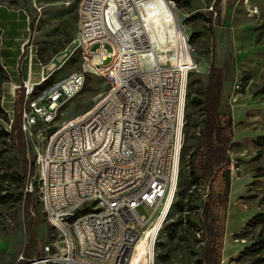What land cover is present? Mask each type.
<instances>
[{
    "label": "rangeland",
    "instance_id": "rangeland-1",
    "mask_svg": "<svg viewBox=\"0 0 264 264\" xmlns=\"http://www.w3.org/2000/svg\"><path fill=\"white\" fill-rule=\"evenodd\" d=\"M81 1L0 0V10L24 12L28 18L26 25L19 19L20 14L2 10V63L23 75H27L31 65L39 94L75 73H83L86 78L80 94L60 109L51 133L58 124L95 108L110 88L103 73L86 58L80 46L84 39L78 41ZM176 4L198 69L188 80L177 192L157 238L155 264H205L201 205L214 185L208 179L197 184L191 180L190 162L198 154V137L204 121L202 110L191 100L207 86L212 67L224 71L221 112L230 109L234 133L227 151L229 164L222 172L225 175L218 176L228 197L222 264H262L264 251L257 255L246 250L259 234L264 235V221L251 222L264 213V177L254 176L256 169L264 168V141H259L264 137V0H192L190 5L181 0ZM211 7L214 9L210 13ZM107 51L112 50L108 47ZM112 62L113 57H109L99 67ZM42 76L47 79H41ZM9 81L0 86V106L10 119L21 113V128L25 98L23 104L18 103L22 91L17 89L10 97ZM4 126L7 123L0 120V129ZM186 128L190 129L189 136ZM7 132L9 136L0 139V264H25L43 259L44 247L59 237L40 201L37 137L34 134L30 138L22 131L23 144L11 127H7ZM30 184H36L38 190L29 193ZM138 212L146 217L152 214L147 206L140 207ZM135 251L138 252L134 256L142 255L141 249ZM22 257L26 261H21Z\"/></svg>",
    "mask_w": 264,
    "mask_h": 264
},
{
    "label": "built area",
    "instance_id": "built-area-1",
    "mask_svg": "<svg viewBox=\"0 0 264 264\" xmlns=\"http://www.w3.org/2000/svg\"><path fill=\"white\" fill-rule=\"evenodd\" d=\"M110 5H117L116 14L101 20V7H108L109 12ZM159 10H169L170 18H155ZM124 16H131L132 25H124ZM141 21H148V29H141ZM79 22V43L94 38V46L84 54L96 70H103L110 86L98 108L58 124L51 133L60 109L83 90V73L40 94L36 82L29 79L15 88L22 91L26 102L21 129L26 136L37 137L40 201L59 237L44 247L43 259L25 264H140V259L155 264L148 261V253H155L175 201L180 174L176 161H182L185 130L180 119L186 118L188 80L198 63L190 43H184L186 26L175 0H131L128 7H120V0H82ZM135 32H144L141 46L132 45ZM152 45L166 48V56L152 53ZM108 47L111 52L125 50V57L100 68L109 58ZM133 52H141L136 61L140 69L117 72V64ZM146 72H153L154 80H146ZM146 85H154V93H147ZM177 86H184V94H177ZM148 99L161 100L168 114L153 115L151 109L140 112L139 103ZM101 100H110V107L101 108ZM107 109H115V117L101 122V113ZM121 120H129V127H121ZM12 125L10 119L7 127ZM119 136H126V144L113 146ZM136 142H143V150H136ZM151 143H158V150H151ZM152 153H160V166H153ZM127 156H134V164H127ZM47 161H60L61 170H48ZM142 167H149L150 175H144V180L130 178V170L142 173ZM118 173H125V180H118ZM90 182H97V192H89ZM59 183H71V191L58 192ZM122 189H132L133 197H120ZM27 191L32 193L34 185ZM123 201H131L132 212L123 210ZM142 206L152 210L150 217L140 215ZM65 213H81V220L60 227ZM112 216H121L122 232H114ZM92 230H101V237L93 238ZM74 236H82L83 245L64 253V240ZM136 249H141V256H134ZM20 260L26 261L24 257Z\"/></svg>",
    "mask_w": 264,
    "mask_h": 264
},
{
    "label": "trees",
    "instance_id": "trees-1",
    "mask_svg": "<svg viewBox=\"0 0 264 264\" xmlns=\"http://www.w3.org/2000/svg\"><path fill=\"white\" fill-rule=\"evenodd\" d=\"M181 0H175L180 3ZM185 4L190 5L192 0H183ZM195 18H190L194 20ZM211 21V20H210ZM0 30V42H1ZM9 75L2 64L0 56V86L9 81ZM224 83V71L221 68L212 67L207 86L201 90V94L196 93L191 104L200 108L203 112L204 121L202 132L198 139L201 140L198 154H195L190 162V176L194 184L203 179H208L209 183L214 185L207 198L202 201L200 222L202 225L205 239V264H222L223 242L225 233L224 214L228 204V197L224 186L219 183L218 176H224L223 168L229 164L228 147L234 139L233 120L230 116V109L226 113L221 112V101ZM24 94L19 95L18 103L23 104ZM0 120L9 123L10 118L7 112L0 106ZM21 113L15 115L11 132L16 133L17 140L24 144V134L20 128ZM186 135H190V129L186 128ZM9 136L5 126L0 129V139ZM259 141H264L260 137ZM1 157V154H0ZM255 178L264 177V168L255 170ZM34 190L38 186L34 184ZM214 191V192H213ZM31 196V194H30ZM28 197V196H27ZM30 201V198H28ZM264 221V213L258 214L251 221ZM190 225L193 223L188 220ZM254 251L257 255L264 251V235L259 234L255 243L246 250ZM264 264V259L261 260Z\"/></svg>",
    "mask_w": 264,
    "mask_h": 264
},
{
    "label": "bare ground",
    "instance_id": "bare-ground-1",
    "mask_svg": "<svg viewBox=\"0 0 264 264\" xmlns=\"http://www.w3.org/2000/svg\"><path fill=\"white\" fill-rule=\"evenodd\" d=\"M131 6V0H120V7ZM117 5H110L108 7H101V20H108L109 14H116ZM155 18H170L169 10L155 11ZM124 25H132L131 16H124ZM141 29H148V21H141ZM144 40V32H135L132 37V45L141 46V41ZM184 43H189L188 35H184ZM84 52H87L90 47L94 46V38H85L80 44ZM152 53H159V56H166V48H159V45H152ZM109 57H113V61H122L125 57V50H115L109 53ZM141 52H133V56H127V61L117 64V72L136 71L140 69ZM103 73V70H98ZM146 80H154L153 72H146ZM37 85V84H36ZM38 85H41L39 83ZM147 93H154V85H146ZM177 94H184V86H177ZM110 107V100H102L101 108ZM98 108V105L95 107ZM151 109V114L161 115L168 114V107L161 105V100L148 99L139 103L140 112H148ZM115 117V109H107L101 113V122H110ZM121 127H129V120H121ZM180 127H185V119H180ZM126 144V136H119V139H113V146H122ZM136 150H143V142H136ZM151 150H158V143H151ZM153 166H160V153H152ZM180 162L176 161V170H180ZM127 164H134V156H127ZM48 170H61L60 161H47ZM144 175H150L149 167H142V173L139 170H130V178H137V180H144ZM118 180H125V173H118ZM71 191V183H59L58 192ZM89 192H97V182H90ZM120 197L132 198V189L120 190ZM174 202H172L173 205ZM171 205V206H172ZM123 210L125 212H132L131 201H123ZM81 220V213H65L60 218V227H67L70 221ZM52 228H54V221H49ZM112 223L114 232H122L123 222L121 216H112ZM93 238L101 237V230H92ZM77 245H83L82 236L68 237L64 240V253H73ZM136 252V251H135ZM155 253H148V261H155ZM147 264V259H140V264Z\"/></svg>",
    "mask_w": 264,
    "mask_h": 264
},
{
    "label": "crops",
    "instance_id": "crops-1",
    "mask_svg": "<svg viewBox=\"0 0 264 264\" xmlns=\"http://www.w3.org/2000/svg\"><path fill=\"white\" fill-rule=\"evenodd\" d=\"M2 10H6V11H10L11 13H17V14H20L21 16L19 17V19L22 21V22H24L26 25H28V18H26L25 17V13L24 12H20V11H13V10H8V9H2ZM2 10H0V15H1V13H2ZM1 33H2V31H1ZM22 45H23V43L19 46V49H21V47H22ZM2 61V60H1ZM3 64V66L5 67V69H6V71H7V73H8V75H9V83H10V88L9 89H11L9 92H8V94H10L11 96V98L15 95V88L17 87V86H19V85H21L23 82H25V81H28V79L31 81V82H33V81H36L37 79H36V75H35V72H33L32 71V67H31V69L29 70V68H28V73H27V75H23V74H16V73H14V72H12L11 70H10V65H6V64H4V63H2ZM11 74H10V73ZM41 76V75H40Z\"/></svg>",
    "mask_w": 264,
    "mask_h": 264
}]
</instances>
